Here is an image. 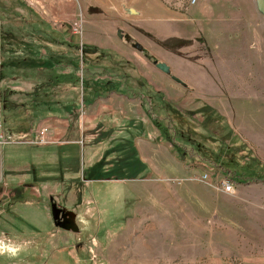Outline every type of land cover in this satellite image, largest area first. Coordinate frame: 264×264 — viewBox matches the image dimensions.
Segmentation results:
<instances>
[{"label":"rangeland","instance_id":"obj_1","mask_svg":"<svg viewBox=\"0 0 264 264\" xmlns=\"http://www.w3.org/2000/svg\"><path fill=\"white\" fill-rule=\"evenodd\" d=\"M92 1L0 0V236L30 242L0 264H264V181L223 190L217 180L227 174L182 142L209 132L225 145L235 136L244 144L237 153L248 149L264 163V7L255 0H159L176 14L165 21L175 35L160 42L154 30L130 25L125 12L103 15L88 6ZM121 58L135 71L127 86ZM162 60L167 72L155 65ZM48 83V95L31 104L32 92ZM160 107L164 118L155 115ZM21 126L30 134L10 131ZM130 131L154 143L147 152L161 170L152 168L151 178L133 140L123 143ZM164 139L177 157L174 144L186 145L201 165L192 173L207 172L198 180L211 179L216 188L192 185L190 197L178 185L140 186L154 176L179 181L164 158ZM122 177L136 179L114 183ZM93 179L110 188L93 195ZM204 193L203 216L193 215L198 226L186 224L191 236L182 225L176 237L160 238L165 230L154 227L152 199L179 194L197 205L194 197ZM50 198L74 212L76 230L54 223ZM177 207L167 214L178 219L190 211Z\"/></svg>","mask_w":264,"mask_h":264},{"label":"crops","instance_id":"obj_2","mask_svg":"<svg viewBox=\"0 0 264 264\" xmlns=\"http://www.w3.org/2000/svg\"><path fill=\"white\" fill-rule=\"evenodd\" d=\"M212 1H214V2H212L214 4V6H215L216 2H218L216 0H212ZM92 2H90V4L88 3V6L89 7L90 6L97 7L98 13H102L103 15L104 14H106V15H119V13L125 12L127 15L130 16V18L128 19V21H129L128 23L130 25H133V23H134V24H137L140 29H144L146 31L147 30H150V31L154 30L155 36L158 39V41H160V42L161 41L163 42L164 38L175 35L169 29V25H168L169 22H165V21L166 20H171V21L174 20L176 18V14L173 12V10H170L165 5L161 4V2L159 0H93ZM205 2L208 3V4H206V8L213 6V4H211L209 1H205ZM203 7H205V4L203 6H200V8H203ZM256 8H257V6H256ZM131 17H133V18H131ZM149 20H153V23ZM140 24H142L143 26ZM196 72H197V74H201L200 70H197ZM178 73H180V72H178ZM188 75H190V77H191V75H193L192 71L190 73L188 72ZM191 80L193 83H195V81H196L192 78H191ZM197 83L198 82L196 81V84ZM124 97H126V96L124 95ZM130 104H131V102H130ZM144 137L145 136H143V137L142 136H136L133 139V143L135 144V150L136 149L138 150L139 157L146 163L144 170H146L147 173H150L152 168H154L156 170H158V169L161 170L160 166H157L155 159L149 157V153L147 152V151H149L147 148H150L151 146L154 147V143H152V142H151L152 144L146 143V141L144 140ZM161 144H162V148L164 147V149H165L163 151V154L165 155L164 158H166L168 160V162L167 161L166 162L169 165H171L177 172H179V175H173V176H179V177H177L179 179V181L176 184H172L168 181L162 182L161 179H160L161 181L159 180L158 176H154L153 179H151L154 181H151L150 180L151 173H150L149 181L141 182V179L139 180L141 183L140 186H148V187H150V189L151 188L155 189L156 187H158L157 185H166V184H171L173 186L178 185L179 191L184 188L185 189L184 192L186 191L190 197H192L194 194L193 190L191 189L192 185L196 184L200 187L204 186L205 188H207V186H213L216 188V186L213 185V182H212L213 180L210 179L208 182H202V181H199L195 177V175H197L196 173H192L194 170L200 169L201 165H199L197 162L196 163L195 162L194 163H190V162L185 163L186 161L184 159L177 157L175 152L173 150H171L170 144L165 139L161 141ZM148 164L150 167H148ZM189 165H191V166H189ZM139 172H143V171H139ZM189 172H191L192 175H190ZM161 174H163V173H161ZM133 179H136V178H131V177L123 178L122 177L120 180H117L114 183H121L122 184V183H124L125 180L127 181V180H133ZM182 180H184V181H182ZM186 180H190V183L185 184V183H188ZM232 182H233V185H235V186H236V183H238L236 181H232ZM239 183H242V182L239 181ZM204 187H203V190L205 191ZM90 188L92 189V193L94 195V189L95 190L96 189H108L110 187H108L107 182L103 179H93L92 181L90 180ZM209 191H210V189H209ZM180 193L182 194V191ZM210 197H211V195H210ZM193 200H196L195 204H197V205H194L190 200H188V197H186V196L183 197L182 195L179 196V194H178L177 199L171 198V197L170 198L167 197L166 199L156 197V198L152 199L153 203L151 205L158 206V209L155 211V213H153L155 216L154 217V222H155L154 227L157 226L160 233H161V231L165 230L164 235L162 234L160 238L164 239L167 236H170V238L172 236L176 237L177 236L176 233L178 232L177 230H179L181 232V229H179V227H182V225L185 226V228H184L185 232H183V233H185V235H187V233H190V231H191V230L186 229L187 221L190 224V227L194 228V227L198 226V223L194 222L193 215H196L198 219L202 218L204 211H202L201 209H204L207 206L206 204H208L207 195L204 193V197L200 196V195L195 196ZM177 206L178 207L181 206L182 210L184 208L187 209V207H188L190 211L187 212L188 213L187 215H190V217H188L185 214H183V215L179 214L180 216L177 219L176 216L172 217V216L167 214V212H170L173 208H176ZM193 231L194 230H192L191 232L193 233ZM181 235H182V233H181ZM187 236H191V235L189 234ZM187 236H186V238H187ZM163 239H161V240H163ZM185 239H184V241H185ZM189 253H191L190 250L188 252H185L186 257L188 256Z\"/></svg>","mask_w":264,"mask_h":264},{"label":"trees","instance_id":"obj_3","mask_svg":"<svg viewBox=\"0 0 264 264\" xmlns=\"http://www.w3.org/2000/svg\"><path fill=\"white\" fill-rule=\"evenodd\" d=\"M110 51L112 52V50L110 49ZM112 54L115 57V54L112 52ZM121 63H123L124 67H123V74H124V82L127 84H132V82L134 81L135 78V71L133 70V64L131 62H129L127 59L125 58H121ZM129 66V68H128ZM67 76H69V81L71 83H75L76 82V78L70 74H66ZM105 81H107V83L110 82V79H106ZM50 85L49 83L46 85H41L37 90H34L32 92V94L30 95V103L33 104L35 98L39 99V96L43 97L41 94L43 95H48V91ZM125 92L128 94V89L125 90ZM29 93V92H28ZM36 95V96H35ZM39 95V96H38ZM45 97V96H44ZM70 103L71 105L77 106V102L75 99H70ZM38 102H42V101H38ZM43 103V102H42ZM39 104V103H36ZM68 108L70 106H67ZM51 110L54 111L55 109L57 110V108L55 107H47V110ZM157 113H155V115H159V117L164 118L165 115H163V113L161 112L164 107H160L157 108ZM44 109H40L38 112H42ZM45 112V111H43ZM40 114V113H38ZM42 114V113H41ZM7 120V119H6ZM155 122H158L157 120H155ZM187 125L193 126V124L191 122H186ZM7 125V122H6ZM201 125V124H200ZM199 125V126H200ZM203 128L207 127L206 124L205 125H201ZM159 129L162 130L161 136L163 135V138L167 139L168 136H166V132L168 131L166 125H162L161 128L159 127ZM7 130V129H6ZM10 131L12 133H14L15 136L21 137V136H25L27 134H30L28 128L26 127H19V128H11ZM14 131V132H13ZM135 133L137 134V131L135 132H129V135H127L126 137H122L121 138L126 141L123 142L124 144H132V140L134 138ZM189 134V133H188ZM224 135H226V132H223ZM169 135V133H168ZM222 135L220 134H210L209 132L205 133V134H201L200 136H198L199 138H196V140L194 141L193 139H191V137H184L183 139V143H186L190 146V148L192 149L193 154L197 155L198 157H202L206 160H212L215 162V164L220 168V170L224 171L228 177L232 180V181H241V182H246V181H250L252 179H260L264 181V163H262L256 156L254 155H250V151L247 149L246 153L242 155L240 153H237L238 150L240 148L244 149V144L243 142L241 143H235L236 141H234L233 137H230L229 142L227 144H223L222 141ZM169 139V138H168ZM167 139V140H168ZM206 141V142H204ZM122 145V144H121ZM185 146V147H184ZM205 146V148H203ZM174 147L176 149H178L177 153L179 157H182L186 160L187 158L188 162L190 163H194L193 162V154L191 153V155L188 154L187 149L188 147H186V145H175ZM189 150V149H188ZM188 154V156L186 155ZM243 155H247V159H243ZM250 158V159H249ZM137 159V166L140 167V160L138 158ZM136 166V167H137Z\"/></svg>","mask_w":264,"mask_h":264},{"label":"water","instance_id":"obj_4","mask_svg":"<svg viewBox=\"0 0 264 264\" xmlns=\"http://www.w3.org/2000/svg\"><path fill=\"white\" fill-rule=\"evenodd\" d=\"M257 2V8L260 10H263V2L262 0H255ZM156 67L160 69L161 71H166L168 70V64L166 62L162 61H156L155 62ZM171 77L177 81L179 80L178 76H175L171 74ZM52 200V198H50ZM51 218L53 219L54 223L56 225H59L65 229H74L76 230V223H75V218H74V212H72L69 209H65L64 207H60L56 204L55 201H51Z\"/></svg>","mask_w":264,"mask_h":264},{"label":"clouds","instance_id":"obj_5","mask_svg":"<svg viewBox=\"0 0 264 264\" xmlns=\"http://www.w3.org/2000/svg\"><path fill=\"white\" fill-rule=\"evenodd\" d=\"M78 220L80 222H83L82 217H79ZM29 243L30 242L28 241L22 243H14L10 241L6 235L0 236V257H5L9 260H13L28 250Z\"/></svg>","mask_w":264,"mask_h":264},{"label":"built area","instance_id":"obj_6","mask_svg":"<svg viewBox=\"0 0 264 264\" xmlns=\"http://www.w3.org/2000/svg\"><path fill=\"white\" fill-rule=\"evenodd\" d=\"M189 2L192 1V0H188ZM37 133V136H38V140L40 141H45V136L47 134L46 132V128H41L39 131L36 132ZM195 177L197 179H200V180H204L206 181L208 179V174L207 172H203L199 175H195ZM217 184L223 189V190H226V191H232L234 186L233 185V182L231 181V179L225 175L223 176V178H220L217 180Z\"/></svg>","mask_w":264,"mask_h":264}]
</instances>
